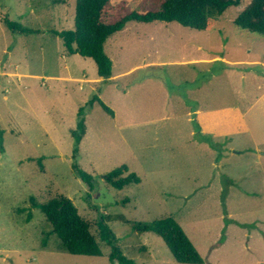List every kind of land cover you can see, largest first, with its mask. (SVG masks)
<instances>
[{
    "label": "rangeland",
    "instance_id": "rangeland-1",
    "mask_svg": "<svg viewBox=\"0 0 264 264\" xmlns=\"http://www.w3.org/2000/svg\"><path fill=\"white\" fill-rule=\"evenodd\" d=\"M75 2L0 0V264H112L101 222L138 264H186L157 233L133 228L167 215L202 264H264V36L233 23L250 0L206 30L128 22L104 44L108 80H95L94 60L67 53L55 34L74 27ZM6 19L29 31L10 30ZM95 95L114 115L87 103ZM84 105L74 156L71 131ZM73 162L93 175L92 189ZM122 164L141 180L116 189L102 176ZM59 195L89 221L102 255L69 253L32 205Z\"/></svg>",
    "mask_w": 264,
    "mask_h": 264
},
{
    "label": "trees",
    "instance_id": "trees-1",
    "mask_svg": "<svg viewBox=\"0 0 264 264\" xmlns=\"http://www.w3.org/2000/svg\"><path fill=\"white\" fill-rule=\"evenodd\" d=\"M241 0H159V7L151 10L130 8L127 0H76L74 27L55 31L65 44L67 53H78L94 60L99 78L108 80L112 76V60L106 54L104 44L115 32L123 29L132 20L136 21H176L196 29L206 30L214 27L219 17L230 6L240 5ZM8 28L14 32L24 33L29 29L16 21L5 20ZM233 23L242 29L264 36V0H250ZM98 102L109 114L114 111L100 97L93 96L87 103ZM86 106H81L77 113V126L71 131L74 138V156L79 151V144L86 132ZM3 140L0 130V145ZM33 160V158H31ZM43 158H39L42 166ZM75 173L93 188V175L83 170L76 162L72 164ZM129 167L122 164L103 174L104 181L116 189H123L132 183H139L140 177L135 172H128ZM128 172V173H127ZM127 173V174H125ZM32 205L39 208L52 225L51 232L60 238L63 247L71 254L99 256L101 246L91 231L90 223L82 217L73 200L66 195L54 196L47 202L32 199ZM31 219V213H29ZM239 225L242 223L237 222ZM101 238L110 246L108 258L112 264H138L125 255L117 243L116 234L103 222L100 224ZM133 228L141 232L157 233L168 246L174 259L180 263L202 264L199 250L191 241L181 224L171 215L153 220L150 223L134 222ZM226 228L213 246L222 244ZM46 242L44 241V244Z\"/></svg>",
    "mask_w": 264,
    "mask_h": 264
},
{
    "label": "crops",
    "instance_id": "crops-1",
    "mask_svg": "<svg viewBox=\"0 0 264 264\" xmlns=\"http://www.w3.org/2000/svg\"><path fill=\"white\" fill-rule=\"evenodd\" d=\"M227 62H235V61H228V60H226ZM255 62H259V61H255V60H249V61H246V63H249V64H253V63H255ZM260 63H262V62H260ZM262 64H264V63H262ZM112 77H113V75H112ZM112 77L110 78V79H112ZM77 79H79V78H77ZM81 80H86L85 78H83V79H81ZM95 80H101V78L99 79V78H97V79H95ZM252 105L253 104H251L250 106H248V108H247V111H249V110H251V108H252Z\"/></svg>",
    "mask_w": 264,
    "mask_h": 264
}]
</instances>
